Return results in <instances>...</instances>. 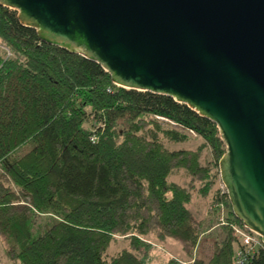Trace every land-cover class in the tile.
<instances>
[{"label":"trees","instance_id":"1","mask_svg":"<svg viewBox=\"0 0 264 264\" xmlns=\"http://www.w3.org/2000/svg\"><path fill=\"white\" fill-rule=\"evenodd\" d=\"M0 242L12 264H148L153 242H176L189 264H234L231 219L202 257L192 193L170 180L184 171L211 192L225 145L216 125L186 105L117 87L99 65L40 42L0 7ZM91 122V128L84 125ZM188 131L196 150H170ZM223 200H222V199ZM228 203L219 193L215 203ZM116 236L129 240L109 261ZM149 238V239H148ZM142 253L141 256H139ZM164 264H184L169 259ZM248 264H264L258 248Z\"/></svg>","mask_w":264,"mask_h":264},{"label":"water","instance_id":"2","mask_svg":"<svg viewBox=\"0 0 264 264\" xmlns=\"http://www.w3.org/2000/svg\"><path fill=\"white\" fill-rule=\"evenodd\" d=\"M37 39L96 63L117 87L216 125L231 211L264 244V0H0Z\"/></svg>","mask_w":264,"mask_h":264},{"label":"rangeland","instance_id":"3","mask_svg":"<svg viewBox=\"0 0 264 264\" xmlns=\"http://www.w3.org/2000/svg\"><path fill=\"white\" fill-rule=\"evenodd\" d=\"M84 127L91 128V122H87ZM181 131L187 133L189 139L182 143H169L167 141H163L168 149H184L194 151L204 143L203 140L200 139L194 133L184 130ZM201 159L204 164L211 167L212 177L210 181L212 190L206 197L198 193V190L201 188L202 184L190 180V178H188L182 170L174 172L170 176V180L191 190L192 202L189 206L190 210L194 215L195 219L199 220L202 224L203 229L206 230L202 234V239L199 244V251L202 257L209 258L212 251L210 236H216L217 232H220V229L223 228L220 219L224 217L231 219L230 212L232 211L229 200L228 203H225L224 201H222L223 199L221 198L222 200L220 201V203H215V198L219 197V193L222 194L224 193V191L226 192V190L220 180L218 163L216 165V161L214 160L209 147H205L203 149ZM230 221H233V219H231ZM150 240L153 242V244L151 246L149 254L151 255L153 254V251H155L156 255L161 260V264L162 262H165L172 258L177 259L184 264L190 263L191 258L183 254L180 246L176 242L167 241L164 243H157L152 238ZM128 243L129 240L123 239L120 236H116L115 241L111 243L110 247L107 249V251H105L104 259L109 261L110 258L116 256L123 249L128 248ZM139 254V256L142 255V253ZM149 254L147 255V257L149 256ZM147 257L145 256V260H147Z\"/></svg>","mask_w":264,"mask_h":264},{"label":"built area","instance_id":"4","mask_svg":"<svg viewBox=\"0 0 264 264\" xmlns=\"http://www.w3.org/2000/svg\"><path fill=\"white\" fill-rule=\"evenodd\" d=\"M224 193L226 192L224 191ZM220 220L221 225L226 223L225 217ZM232 231V236L237 243L234 264H248L258 251V248L264 249L260 236L244 226L243 228L232 226Z\"/></svg>","mask_w":264,"mask_h":264},{"label":"crops","instance_id":"5","mask_svg":"<svg viewBox=\"0 0 264 264\" xmlns=\"http://www.w3.org/2000/svg\"><path fill=\"white\" fill-rule=\"evenodd\" d=\"M153 254H151V255L149 254V256L147 257L148 264H161L160 263L161 260L156 255L155 251H153ZM165 262H162V264H164ZM0 264H12L9 261H7V259L5 258V256H4V248H3L2 244H1V242H0Z\"/></svg>","mask_w":264,"mask_h":264}]
</instances>
